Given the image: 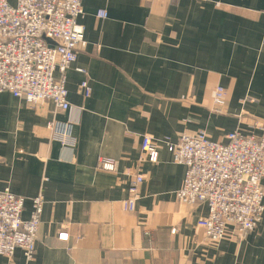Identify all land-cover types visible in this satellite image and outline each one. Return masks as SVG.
<instances>
[{"label": "crops", "instance_id": "crops-1", "mask_svg": "<svg viewBox=\"0 0 264 264\" xmlns=\"http://www.w3.org/2000/svg\"><path fill=\"white\" fill-rule=\"evenodd\" d=\"M80 24L85 45L67 73L69 111L0 93V192L25 199V220L32 200L45 199L34 260L17 250L0 264H264V215L244 240L230 226L212 243L197 225L206 205L177 199L186 167L165 144L185 132L223 144L233 132L260 133L264 0H91ZM218 87L228 93L220 113ZM144 136L158 143L156 164L143 159ZM102 160L116 170L101 169ZM139 174L136 210L126 211ZM65 223L70 239L61 242Z\"/></svg>", "mask_w": 264, "mask_h": 264}, {"label": "built area", "instance_id": "built-area-1", "mask_svg": "<svg viewBox=\"0 0 264 264\" xmlns=\"http://www.w3.org/2000/svg\"><path fill=\"white\" fill-rule=\"evenodd\" d=\"M91 0H16L10 5L0 0V93L37 106L52 103L67 112V73L85 45V30L80 24L84 4ZM100 19L107 18L103 11ZM85 97L91 95L87 81L80 85ZM228 102L227 90L218 87L214 110ZM55 132L66 135L69 125L50 123ZM259 134L233 132L226 144L213 142L205 132H185L175 144L165 142L173 162L186 167L182 188L176 194L180 203L206 205L208 214L197 225L212 243H220L234 227L233 237L244 240L261 224L264 215V124L256 123ZM62 135V136H63ZM143 159L159 161L158 143L150 136L142 139ZM101 169L114 172L116 163L100 162ZM137 175L123 203L126 211L136 210L139 186ZM45 205L42 194L32 200L30 218L25 220V199L9 191L0 192V255L12 259L22 250L28 262L34 260L36 242ZM176 230H173L175 233ZM65 223L58 240L68 242Z\"/></svg>", "mask_w": 264, "mask_h": 264}]
</instances>
